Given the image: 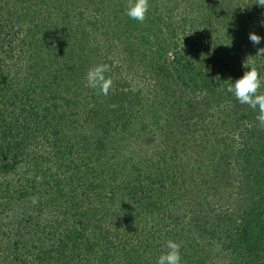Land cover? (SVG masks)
<instances>
[{"label": "rangeland", "instance_id": "rangeland-1", "mask_svg": "<svg viewBox=\"0 0 264 264\" xmlns=\"http://www.w3.org/2000/svg\"><path fill=\"white\" fill-rule=\"evenodd\" d=\"M12 1L0 0L3 10ZM15 3L11 16L0 15V155L8 152L13 162L0 173V264H64L60 238L75 228L89 239L98 224L110 232L108 255L130 250L148 233L167 248L163 239L173 227L182 244L204 250L196 264H227L226 247L217 237H197L189 217L207 215L212 230L217 213L236 198L226 174L217 191L206 192L217 161L210 155L225 149L217 139L238 146L244 125L259 126L258 108L241 104L227 87L250 70L243 67L248 57L264 81V55H256L264 47V7L256 0H149L140 23L125 14L127 0ZM253 32L259 45L249 40ZM28 33L31 42L23 44ZM103 63L112 68V89L120 84L135 100L122 103L128 122L113 117L109 131L99 126L108 107L86 87L88 70ZM144 178L142 184H164L157 191L164 203L151 208L148 222L123 199ZM148 193L143 198L155 197ZM129 213L140 235L128 232ZM28 227L26 243L21 233ZM103 242L94 246L97 256ZM80 246L73 264H100Z\"/></svg>", "mask_w": 264, "mask_h": 264}, {"label": "trees", "instance_id": "trees-1", "mask_svg": "<svg viewBox=\"0 0 264 264\" xmlns=\"http://www.w3.org/2000/svg\"><path fill=\"white\" fill-rule=\"evenodd\" d=\"M15 1L16 0H13V3L11 2V6L7 11L3 10V5L0 3V15L7 14L8 16H11L14 11V6H17ZM29 34L31 33L27 34L26 40L22 42L23 44H28L29 42H31L28 41V38H30L31 36ZM80 42L82 45H84L82 41ZM232 46L234 45H226V47ZM63 49L64 47L60 48L61 51ZM66 55L68 54L66 53ZM27 63L30 65V62ZM61 69L62 68H59L57 70ZM240 73L242 75L244 74V72ZM52 76V78L54 79L57 78V74H54ZM55 83L56 82H54V84ZM124 89V86L115 84L114 88L110 89L107 96H104L102 94L100 95L101 101H103V103L108 107L107 113L104 118L99 119L98 116H93V119H99L101 121L99 126L106 131H109L108 129H111V121L114 119H122L124 125L126 124V122H128V119H125V112L123 110L122 103L127 101L128 99L130 103L133 104L135 100L134 97L129 96L126 91L124 92ZM113 105H116V107H112ZM101 106L102 105H99V108ZM117 111H119L118 114L114 115L113 113H116ZM28 112L31 113L30 111ZM93 113L98 115V109H96V111L94 110ZM251 122L242 127L240 131L241 139L239 138V142H237L238 146L233 145V143H236L235 141L231 140L230 142H227L228 138L227 140H225V138L217 139L219 141H222L221 144L225 146V149L222 150L221 153L219 148H214L212 149V154L210 155L211 157H213L214 155L217 161L213 170L214 172L212 181L206 192L209 193L210 191H212V188L217 191V186L222 183V181H224L223 174H226L227 176L235 180V185L233 186L234 191L231 192V195L236 194V198L232 199V208L230 210L224 209L217 213V215L215 216L217 222H215L216 225L212 227V230H209L206 226V222L209 220V218H205L208 217L207 215L203 214L205 217H200L199 215L189 217L191 224L197 225V228H195L196 231H199V235H197V237H200L203 240H206L209 236H211V238L217 237L218 242L226 247V249L228 250V262H226L227 264H264V130L253 121ZM1 136L2 132L0 130V142ZM83 139L84 136H82V140ZM94 145L99 148L102 145V140L97 139ZM218 154H220L221 160H219V156H217ZM221 154H223V157L221 156ZM8 158V152L0 155V173L7 171L10 166L13 165V162H9L10 159ZM232 158L237 161L238 166L233 167L230 165V161ZM157 177H160V175ZM145 180L146 178L141 179L142 182L138 181V183L134 184V187L130 188L127 192L130 197L123 199H125L128 203L125 204V206H128L130 204L132 205L133 209L136 206H139V211L143 213L145 212V218L148 222V213L153 212L151 208H155V204L164 203V198H161L160 194H157L160 186L164 184L159 178L157 179V182H148L147 184H142ZM7 189L8 187L6 186V190ZM147 191L149 192V195L151 194V192L152 194H155V197L148 199L143 198ZM123 194L125 195V193ZM135 202H139V204H135ZM200 203L202 204L204 202ZM130 211H132V208L130 209ZM125 216H129L126 225L130 226L128 232L132 230L135 235H140V232H138L135 227L132 228L133 225L135 226L136 222L135 215L133 213H129ZM94 229L96 233H94L93 237L89 239H87L79 229L77 230L75 228L69 230L68 235L65 236L66 238H60V243L57 247V250L59 252V256H61L60 258L67 259L64 264H73V261L77 263V258L79 255L78 251L81 247L80 244H82V247L85 251H87L88 254L92 253L96 257V259H99L100 264H107L110 263V261L111 264H146L145 259L147 257H149V260L147 259L149 264H157L160 255L165 254L168 251L167 248L159 249L158 247L160 245L157 244V238L151 237L152 235L148 233L146 234V239L144 238V240L142 239L140 241L141 244L137 243V245H134V247L130 250L126 248H124V250H111L110 255H108L107 250L110 248L109 230L104 228L103 226H100L99 224L95 226ZM167 229L171 231L166 232L165 237L164 234H162V236L160 235L161 240L162 237H164V241H168L169 239H171L180 243L181 264H196L197 262H199L204 250L202 248H196V250H194V247H197L198 244H187V242H183V244L188 245V247L183 248V244L181 242L182 231L178 230V232H176L173 230V227H167ZM32 232L33 230L28 227L27 232L21 233L26 243L31 240L30 238L32 235L30 233ZM74 237L76 238V240L74 239ZM94 237L95 239H99L95 242H91V239H93ZM81 238L86 239L80 242ZM103 239L104 242L101 246V254L97 256V253H95V250H93L94 246ZM70 241L71 245L70 249H68L67 245H69ZM143 243L144 246H142ZM150 243L153 244L150 245ZM67 249L70 251L68 252V254H66ZM147 249H150L151 253L149 252L147 254Z\"/></svg>", "mask_w": 264, "mask_h": 264}, {"label": "clouds", "instance_id": "clouds-1", "mask_svg": "<svg viewBox=\"0 0 264 264\" xmlns=\"http://www.w3.org/2000/svg\"><path fill=\"white\" fill-rule=\"evenodd\" d=\"M256 3L264 7V0H256ZM150 9L149 0H127L126 15L133 20L143 23L147 19ZM261 36L255 32L250 33L249 40L254 45L261 43ZM256 55H264V47L257 50ZM246 70L242 77L236 79L235 83H230L227 91L232 93L241 104H247L252 109L259 110L256 117L259 127L264 128V93L260 92L264 81L261 80L260 73L254 61L249 57L243 62ZM109 64L103 63L90 68L86 74V87L95 89L98 95L107 96L113 86V80L106 75L111 72ZM112 107H116L113 105ZM37 201L34 200L33 203ZM168 251L160 255L157 264H181L180 243L169 239L166 243Z\"/></svg>", "mask_w": 264, "mask_h": 264}]
</instances>
